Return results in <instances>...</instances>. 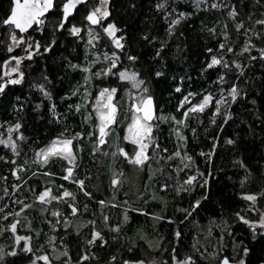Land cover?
Returning <instances> with one entry per match:
<instances>
[{"label":"trees","instance_id":"16d2710c","mask_svg":"<svg viewBox=\"0 0 264 264\" xmlns=\"http://www.w3.org/2000/svg\"><path fill=\"white\" fill-rule=\"evenodd\" d=\"M89 1L69 22L83 23V8ZM61 2L54 0L56 7L46 16L59 18ZM212 3L201 0L197 8L193 0H108L106 22L119 29L116 35L123 48L116 49L102 36L88 49L99 54L115 51L121 61L115 71L137 72L155 103L151 120L155 146L139 179L145 194L135 204L121 195L119 176L127 163L116 151L124 144L121 126L128 108L123 107L124 116L116 118L99 144L94 117L81 95L85 73L71 67L92 58L85 51L84 35L70 34L65 28L69 22L59 29L34 26L27 32L41 47L23 60L20 83L0 93V140L6 126L20 124L13 132L18 135L13 136L15 153L10 145L0 144V264H29L41 254L48 257L46 264H130L148 255H161L162 264H170L174 256L192 257L189 264H217L223 255L244 264H264V235L254 234L237 216L255 220L264 209V59L259 51L264 49V25L258 23L264 20V0H216L223 5L216 9ZM10 5L11 0H0V81L2 62L12 54L5 48L7 26L2 24ZM230 10L234 16L228 15ZM180 12L187 15L169 34L168 25ZM127 55L137 59L128 61ZM212 55L222 57V63L207 68ZM98 82L117 87L116 98L129 89L117 75ZM234 84L242 93L235 101L228 95ZM189 93L195 95L188 97ZM204 94L212 99L203 111L185 116ZM222 95L217 111L215 101ZM58 137L72 139L73 164L61 156L50 157L47 163L36 156ZM228 139L233 143H226ZM68 167L72 174L65 171ZM66 175L69 179H64ZM189 176L194 179L185 184ZM114 177L119 185L112 183ZM46 188L60 198L37 200ZM65 191L69 195L63 196ZM245 194H256V201L245 200ZM197 200L200 203L193 208ZM13 224L14 231L9 227ZM93 228L100 234L95 239ZM16 233L28 237L30 252L17 246L9 255ZM201 236L208 242H196ZM212 251L215 255L210 258ZM82 255L88 259L81 260Z\"/></svg>","mask_w":264,"mask_h":264},{"label":"snow or ice","instance_id":"6c2138e0","mask_svg":"<svg viewBox=\"0 0 264 264\" xmlns=\"http://www.w3.org/2000/svg\"><path fill=\"white\" fill-rule=\"evenodd\" d=\"M83 3V0H64V3L60 5V8L62 9V16L60 17V22L56 26L58 29L62 28L66 22V19L69 17L70 13H72L73 8L78 5ZM201 0H193L194 6L197 8L200 6ZM223 5L216 3V0H213V3L211 4V7L216 9L220 8ZM56 5L54 4V0H11V9L10 13L6 16L5 19H3L2 23L3 25H12L14 26L15 29H18L20 33H25L27 29L32 27L34 24L37 26L43 25L45 21L41 19V17L44 15V13L48 12L50 9H54ZM157 7H163L162 4H158ZM187 14L184 12L178 13L175 19L171 20V23L168 25V32L169 34L173 30V26L177 25L181 19H183ZM229 16H234L235 11L230 10L228 12ZM109 16V11H108V0H100V4L97 5L93 10L88 11L87 16L85 19L91 24L95 25L98 24L100 21H102L105 17ZM258 23L264 25V20L258 21ZM241 27V24H237L236 28L239 29ZM103 32L111 38L112 44L115 46L116 49H122L123 44L121 43L122 38L115 35L119 31V29L116 27L115 24L113 23H107L106 27H103ZM70 33L75 35L80 33L81 29L79 27L73 26L70 28ZM10 38L14 41V43L18 44L20 43L21 40L24 39L23 36L17 38L15 33H13ZM30 39V38H29ZM93 40H99V36H93L89 39L88 44L92 45ZM163 43L161 44V47H163ZM41 45L37 42L35 45V49H39ZM51 45L45 46L43 48L44 52H47ZM221 49L225 47L224 43H221L219 45ZM35 49L28 51L27 56L29 58L32 57L33 51ZM12 48L9 47L8 51L11 52ZM209 53H211V49H207ZM227 51L231 52L232 49L228 48ZM260 58L264 59V49H260ZM159 55V52L157 53ZM11 59L16 61V64H20L21 58L18 56H13L10 57ZM126 59L128 61H135L137 57L132 56V55H127ZM252 59H255L254 57ZM223 58L220 57L218 58L216 55L211 56L210 62L206 64L207 68H212L216 66L217 64L222 63ZM99 61V56L94 54V58L92 60H88L87 57L85 58V65L84 66H79V65H71L72 68H77L80 67L81 71L85 73L83 79L86 84L90 83V75L89 70L91 69L92 65L96 64ZM104 61H110L107 67L98 70L94 73H91V76H102V75H117L119 77L120 81H127L131 84L133 88L138 89L139 91L137 92V96H140V93H144L143 96H140L139 100H133L130 104L131 109L133 110L132 112V121L131 123L128 124V127L125 129V140L131 139L133 144L138 145L137 150L134 154V156L129 157L128 154L125 152L123 148H118V152L120 155L125 156L126 159H128L129 163H134L136 165H142L144 161L148 160V156L145 154V150L147 149L148 145L144 141L146 138H148V134L151 133L152 131V125L149 123L154 117H153V112H152V97L147 95V88L142 87L144 84V81L138 79V74L135 71L131 70H121L119 72H116V66L119 64L120 57L117 55L115 51L111 53V55H104ZM7 63V61H5ZM227 67V64L224 65ZM237 68L240 67L239 64L236 65ZM12 71H16V69H12ZM23 73H21V76ZM156 76H160V72L155 73ZM219 79H223V77H219ZM8 83L11 84H19L20 83V78L17 77L14 80H9ZM5 85L3 83H0V90H3ZM38 88L44 93L45 96H48V92L44 90V88L41 85H37ZM177 92L180 91V88L177 87L175 89ZM118 89L117 87H112V88H102L100 91L97 93L96 96V103L93 104V109L95 110L96 118H97V124L95 125V128L99 131L100 138L98 139L99 144H103L105 141L103 137L107 134L106 130L108 129V126L113 124L114 118L116 117L117 114V105L113 102V94L117 93ZM242 93L240 90L236 87L234 84L232 88L228 90V95L231 97L233 101L237 99L238 95H241ZM87 95V92H86ZM195 95L194 93H189L188 97ZM188 97H185L184 100L181 101V105L185 103ZM212 99V96L210 94H204L202 100L200 101L199 104H193L192 108L185 111V116L188 115L190 111H203L204 107L207 105V103ZM224 100L223 95L220 97V99H217L215 101L217 105V111H219V106L221 104V101ZM87 100H85V103ZM39 107V105H37ZM80 105H77V109L79 110ZM215 115V113L213 114ZM228 116L227 114L225 115V119H227ZM86 120L89 119L88 117L85 118ZM161 119H164L161 117ZM175 121V117H171ZM176 124L183 125L184 120L181 119L179 121H175ZM13 128L19 129L20 124L17 123L13 125ZM9 131H12V129H9ZM177 133H179V129H176ZM93 133L89 132V136H91ZM62 135V134H61ZM76 136L79 137L80 133H76ZM22 138V137H20ZM181 140H183V137H180ZM226 143L231 144L233 141L231 139L226 140ZM0 144H5V146L10 145L13 153H15L16 150V144L12 142L11 138L8 140H0ZM215 147V145H213ZM203 154V153H202ZM173 155H179V152L174 153ZM36 156L38 159L44 163H47L48 159L53 156H61L64 159L68 160L69 164H72L75 157L73 155V150H72V141L70 139H62V138H54L48 146H46L44 149L38 150L36 152ZM210 157V154H209ZM185 159H191V157L185 156ZM241 167H244L243 163L240 165ZM65 171L68 174H72L73 169L72 167H68L65 169ZM16 174L15 169H13V175ZM64 179H69V176L66 175ZM194 177L189 176L187 180L184 182L185 184H190L193 181ZM75 183L79 185H83V181L81 180H76ZM113 184H116L117 181L113 179L112 181ZM205 185H207V180H205ZM243 183V181H242ZM162 187H166V185H162ZM180 189L178 188L177 191ZM63 196L69 195L67 191L62 193ZM85 195H89V193L85 192ZM50 196V190L45 189L44 191H41L40 194L36 197L37 200L40 201H45L46 197ZM60 197L56 196H51V199H59ZM245 200L255 202L256 201V194H245L243 196ZM101 204L104 202L101 201ZM200 201L197 200L196 202L193 203L192 207L196 208L199 205ZM27 207V206H25ZM71 207V206H69ZM77 211L76 208L72 207V212L75 213ZM56 213H53L55 215ZM240 220H242L245 224H248L249 227H255L256 223L260 224L261 228H264V213L260 214V220L258 222L255 221H249L245 219L243 216H239L237 214ZM126 219V218H125ZM10 228L15 229V224L10 225ZM65 227H67V224H65ZM113 231H116L117 228L114 227L112 229ZM100 234L96 232L95 230L92 232V237L95 239L98 237ZM178 236L179 233H176ZM17 241H24L23 245V251L25 252H30L31 249L28 244V237H22V236H16ZM93 240H88V244H92ZM102 242V241H101ZM244 252L247 253L248 249L244 248ZM15 250L13 252L9 253V255H14ZM37 259L39 260H44L48 261L47 256H40ZM81 260H87L88 257L85 255H82L80 257ZM192 260V257H187L184 260H177V258L174 256L173 257V264H189V261ZM30 264H36V259L32 260ZM124 264H129V261H125ZM136 264H141V262H136ZM220 264H228L227 259H224L220 262ZM239 264H244V261L241 260Z\"/></svg>","mask_w":264,"mask_h":264},{"label":"rangeland","instance_id":"374dc122","mask_svg":"<svg viewBox=\"0 0 264 264\" xmlns=\"http://www.w3.org/2000/svg\"><path fill=\"white\" fill-rule=\"evenodd\" d=\"M63 1V0H62ZM62 3V2H61ZM100 4V0H90L88 3H87V5H86V10L87 11H90V10H93L97 5H99ZM85 14H83V16H82V19H81V21L83 22V23H81V24H78V22H76L75 20H71L69 23H68V25L65 27L66 28V30H70V28L71 27H73V26H76V27H79L80 29H81V31H80V33H78V34H75L76 36H78V35H81V34H83L84 35V41H85V51L87 52V54L89 55H91V59L90 60H92L93 58H94V54L95 55H98L99 56V61L96 63V64H100L101 66H99V67H97L96 69H95V71H91V70H89V75H90V77H91V79L90 80H92V82H95V85L93 86V91L92 92H90V89H91V87L89 88L88 86H87V84L85 83V81H84V79H83V81L81 82V87H82V89H81V95L85 98V100H87V102H89L88 103V105H89V110H90V112H89V114L90 115H92L93 117H94V120H95V125L97 124V118H96V114H95V110L93 109V104L94 103H96V96H97V93L100 91V89H102V88H112V87H108L107 85H103L101 82L99 83L98 82V80L99 79H105L106 80V78H107V76L108 75H102V76H99V77H97V76H91V73H94V72H96V71H98V70H101V69H103V68H105V67H107L108 66V64L110 63V61H104V55L105 54H107V55H111V53L113 52H103L102 54H99V53H96V52H94V51H91V53L89 52V47H91L92 45H93V43H95V41H97V40H93V43H92V45H89L88 44V41H89V39L91 38V37H93V36H99V40H100V38H102V36H105V37H107L110 41H111V38H109L104 32H103V27H106L107 26V23L106 22H104L103 24H100L99 26H95V27H92L91 25H89L86 21H85V16H84ZM44 21H45V23L43 24V25H40V26H38V29L39 30H42L44 27H46V28H52L54 25H58L59 24V22H60V17L59 18H57L56 20H54V19H52L51 17H49V16H46V17H43L42 18ZM104 21H106V17L103 19ZM110 23V22H109ZM63 28V27H62ZM6 33H7V38L4 40L5 41V48H6V50L8 51V48L9 47H11L12 48V50H11V52H9V53H12V54H14L13 52L14 51H18V52H20V51H22V54H21V56H19L20 58H21V60H20V64H16V61L15 60H13V59H11L8 63H7V65H6V76L10 79V80H14V79H16L17 77H19L20 78V81H21V79H22V76H21V73H22V70H21V64H22V62H23V60L25 59V58H29L28 56H27V53H28V51H30V50H33V49H35V45H36V43L38 42L39 43V41L36 39V38H34V35H28L27 37H25L23 40H21L20 41V43H18V44H16V43H14V41L10 38V36L13 34V33H15V35H16V37L17 38H19V37H21L22 35L21 34H19L16 30H14L13 29V27L12 26H7L6 27ZM69 33H70V31H69ZM71 34V33H70ZM73 35V34H72ZM115 35H116V33H115ZM30 38V39H29ZM40 44V43H39ZM39 49H35V51H33V54H35L37 51H38ZM17 52V53H18ZM32 54V55H33ZM89 60V61H90ZM85 65V64H84ZM83 65V66H84ZM95 65V64H94ZM94 65H92V67L94 66ZM16 69V71H12V69ZM110 75V74H109ZM117 79L119 80V77L117 76ZM120 81V80H119ZM125 82H127V81H125ZM98 83V84H97ZM128 84H129V89L126 91V94L124 95L123 93L120 95V97H118V98H116V93H114L113 94V102L117 105V114H116V117L114 118V122H113V124L115 123V121H116V118H122L123 116H124V112H122L123 111V107H126L127 106V108H128V111H127V117H126V120L124 121V123H123V125L121 126V131H122V136H121V138H122V140L124 141V144L123 145H121L120 147H118V148H123L124 150H125V152L128 154V156L129 157H132V156H134V154H135V152H136V150H137V147H138V145H136V144H133L132 143V141H131V139H129V140H125L124 139V136H125V129L128 127V124L129 123H131V121H132V112H133V110L131 109V107H130V104H131V101H133L134 99L135 100H139L140 99V96H143L144 95V93H140V96H137V92L139 91L138 89H136V88H133L132 86H131V84L129 83V82H127ZM86 92H87V95H86ZM116 98V99H115ZM200 103V101L199 102H197V103H194V104H199ZM193 105V104H192ZM192 105L190 106V108L189 109H191L192 108ZM118 107H121V109L119 110L118 109ZM197 111V110H196ZM149 123L152 125V131H151V133H149L148 134V138H146V140L144 141L145 143H147V145H148V147H147V149L145 150V154L149 157V150H150V148L151 147H154L155 146V143H154V138H153V134H152V132H153V128H154V123L153 122H151V121H149ZM110 126V125H109ZM108 126V127H109ZM9 129H12V131H9ZM4 135H5V137H4V139L3 140H8L9 138H11V140H12V142H15V139L13 140V136H14V134L16 135V136H18L16 133H14L13 134V132L15 131V128H13V126H6L5 128H4ZM96 131H97V133H98V138H100V134H99V131L96 129ZM2 133V131H1V129H0V134ZM105 137V136H104ZM104 137H103V139H104ZM58 138H62V139H70V138H63V137H58ZM71 141H72V139H70ZM125 144H127V146H125ZM49 145V144H48ZM47 145V146H48ZM45 148V147H44ZM43 148V149H44ZM118 148H117V152H118ZM72 150H73V148H72ZM119 153V152H118ZM73 155H74V157H75V153H74V150H73ZM122 156V160H124L123 161V163H125V161H126V168H124V170L122 169L121 171H120V180H122V183H123V185H122V188H121V195L123 196V198H127L126 200H128L130 203H132V204H135V203H137V202H139L140 201V199H141V197H143V195L145 194L144 193V190H143V188L141 187V183H139V179H140V177L142 176V171H143V168H144V166H145V164H146V162L148 161V160H146V161H144L143 162V164L142 165H136V164H134V163H129V161H128V159H126L125 158V156H123V155H121ZM110 159H112L113 160V156H110ZM68 161V160H67ZM73 164V163H72ZM110 171V170H109ZM113 179H115L116 181H117V183L116 184H120V180H119V178H117V177H114ZM148 179V178H147ZM51 194H50V196L49 197H46V199H50L51 198ZM126 200H124V201H126ZM121 201H123L122 199H121ZM123 201V202H124ZM251 203H252V201H250ZM261 213H264V209L262 210V211H260L259 213H258V217H257V219H255V220H249V219H247V220H249V221H255V222H258L259 220H260V214ZM246 219V218H245ZM12 229V231H14L15 229H13V228H11ZM96 231V232H98V229H96V228H93V230H92V232L93 231ZM251 230H253V233L255 234V233H257V232H259V233H261V234H263L264 235V228H261L260 227V224L259 223H256L255 224V227H252V229ZM16 236H22V237H25L24 235H21V234H18V233H16L15 235H14V247H13V249L11 250V252H13V250H16L17 249V246L18 247H22V249H23V245H24V241L23 240H21V241H17L16 240ZM196 242H198V243H200V244H204V243H206V242H208V238H206V237H196ZM28 244H29V241H28ZM210 258H213L214 257V255H215V252L214 251H212L210 254ZM40 256H44V255H39L38 257H40ZM38 257H36V264H38L37 263V261L39 260V259H37ZM160 257H161V255H160ZM160 257H158V256H153V255H148L147 256V258L146 259H143V260H138V261H133V262H130V264H136V262H141V264H162L163 263V260L160 258ZM221 258V257H220ZM219 258V259H220ZM186 259V258H185ZM182 260H184V259H182ZM241 260H239V262H240ZM218 262H219V260H218ZM42 263H44V264H46L47 262L46 261H44V260H42ZM29 264H30V262H29ZM170 264H173V259H171V262H170ZM218 264V263H217Z\"/></svg>","mask_w":264,"mask_h":264},{"label":"water","instance_id":"95a60500","mask_svg":"<svg viewBox=\"0 0 264 264\" xmlns=\"http://www.w3.org/2000/svg\"><path fill=\"white\" fill-rule=\"evenodd\" d=\"M86 1L87 0H83V3H81V4H78V5H76L74 8H73V11H72V13H70V15H69V17L66 19V22H65V24L67 23V21H68V19L73 15V13H74V11L80 6V5H82V4H84V3H86ZM64 3V0L62 1V3H61V5ZM10 9H11V5H10ZM10 9H9V12L7 13V15L10 13ZM51 10L52 9H50L48 12H46V13H44V15L42 16V17H44V16H46L47 14H49L50 12H51ZM6 15V16H7ZM6 16L4 17V19L6 18ZM62 16V9H61V15H60V17ZM87 16V15H86ZM42 17H41V19H42ZM86 20V19H85ZM3 21V20H2ZM87 21V20H86ZM88 23H90L91 24V22H89V21H87ZM3 24V23H2ZM64 24V25H65ZM4 26H12V25H4ZM34 26H37V25H33L32 27H34ZM13 27V29L14 30H16L19 34H21L24 38L27 36V32L32 28V27H30L29 29H27L26 30V32L25 33H20L19 32V30L18 29H15L14 28V26H12ZM13 57V56H12ZM5 61H7V60H4L3 62H2V66H1V76H2V80L0 81V83H3L4 85H5V87H4V89L3 90H0V93L1 92H3L11 83H8V81L10 80L7 76H6V63H5ZM149 96H151V95H149ZM152 97V96H151ZM153 98V97H152ZM132 102V101H131ZM152 112H153V117H155V115H156V109H155V103H154V100L152 99ZM154 119V118H153ZM152 119V120H153ZM224 259H227V261H228V264H239V262H237V261H233V260H230L226 255H223L220 259H219V262H218V264H220V262L222 261V260H224Z\"/></svg>","mask_w":264,"mask_h":264},{"label":"flooded vegetation","instance_id":"af4514ba","mask_svg":"<svg viewBox=\"0 0 264 264\" xmlns=\"http://www.w3.org/2000/svg\"><path fill=\"white\" fill-rule=\"evenodd\" d=\"M83 5L84 4H82V5H80L79 7L81 8V6L83 7ZM78 7V8H79ZM78 8L74 11V13H73V15L71 16V17H73L74 15H76V13H77V10H78ZM87 13H88V11L86 10V6H84V8H83V14H85L84 16L86 17V15H87ZM71 17L68 19V21H67V23L69 22V20L71 19ZM86 21V20H85ZM87 22V21H86ZM104 22H106V21H104V20H102V21H100L98 24H95V25H93V24H90V23H88L89 25H91L92 27H95V26H99L100 24H103ZM107 23V22H106ZM21 54H22V51H20V52H18V53H14V54H10L9 56H7L6 57V59L5 60H7V63L11 60V58L10 57H12V56H21ZM7 63H6V65H7ZM85 64V63H84ZM83 64V65H84ZM123 70H125V69H123ZM83 81V80H82ZM81 81V82H82ZM80 82V83H81ZM81 85V84H80ZM88 85H90V87H91V89H90V92H92L93 91V86L95 85V83L94 82H92V80H90V83H88ZM89 87V86H88ZM89 87V88H90ZM116 99V98H115ZM88 103L89 102H86L85 103V101H84V106L85 107H89V105H88ZM72 148H73V146H72Z\"/></svg>","mask_w":264,"mask_h":264}]
</instances>
